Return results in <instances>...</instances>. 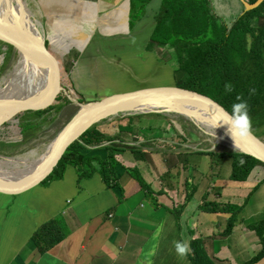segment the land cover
<instances>
[{"label": "crops", "instance_id": "crops-1", "mask_svg": "<svg viewBox=\"0 0 264 264\" xmlns=\"http://www.w3.org/2000/svg\"><path fill=\"white\" fill-rule=\"evenodd\" d=\"M161 2L31 0L43 30L50 34L46 45L75 62L81 85L93 76L82 58L90 53L89 59L99 60L103 50L114 51L112 43L142 34L150 38ZM137 11L138 22L132 27L131 14ZM7 37L0 28V75L13 64L14 51L2 43L9 41ZM166 70L159 81L171 72ZM51 71L62 76L61 69L45 67L46 75ZM95 90L85 93L97 99ZM166 126L153 118L140 120L133 129L95 128L121 150L132 148L116 151L121 162L115 167L117 182L111 188L98 174L79 182L68 166L63 179L46 188L30 186L16 195L0 190V264H192L189 254L184 258L176 254L174 244L187 243L190 253L193 239L201 242L209 258L223 255L230 264H243L257 254L258 239L243 223L228 237L220 235L228 215L213 205L248 200L245 211L249 212L252 196L264 185L257 187L264 168L258 166L249 181H232L230 160L215 163L216 158L208 154L211 150L192 149L187 143L190 137L175 136ZM156 127L163 129L149 132L147 138L139 136L140 128ZM108 146L86 147L83 153L104 161ZM137 176L145 186L138 184ZM59 216L69 235L39 255L32 241L34 232Z\"/></svg>", "mask_w": 264, "mask_h": 264}, {"label": "trees", "instance_id": "trees-1", "mask_svg": "<svg viewBox=\"0 0 264 264\" xmlns=\"http://www.w3.org/2000/svg\"><path fill=\"white\" fill-rule=\"evenodd\" d=\"M244 1L252 4L256 0ZM131 16H136V12ZM154 20L155 27L150 39L153 45L167 46L174 52L177 62L174 75L177 81L179 80V87L193 90L223 106L229 112L234 103L240 102L237 100V97H240V100L248 105L251 133L257 138L264 135V1L254 10L244 12L243 8L234 19L227 21L211 12L207 7V0H162ZM0 28L9 30L14 28V25L9 17L3 15L0 17ZM40 66L36 65L32 75L38 74ZM45 67L42 68L41 83L48 76L45 73ZM180 79L184 80L180 81ZM36 91L32 89L30 92H33L32 94L18 98H22V101L28 105H39L41 108L26 109L13 115L7 113L0 117V120H3L10 116L8 120L2 122L0 130L14 122L13 127L20 137L15 143H7V147L21 145L27 149L32 141L39 140L46 135L49 128L56 130L57 134L72 117L70 111L73 101L64 88L62 89L61 86L51 81L49 98H42L43 95L37 96ZM50 99L54 102H48ZM150 118L158 119L164 127L170 121L166 115L161 114L134 116V119L138 121ZM189 128L194 127L190 124ZM157 130L161 131L157 127L145 128L139 136L147 138L149 132L153 134ZM182 133L187 137L190 136V133L186 134L183 131ZM110 142L112 139L95 128L88 130L65 151L53 170L38 183V186L46 188L52 182L62 180L66 168L71 166L79 182L98 174L105 187L111 188L117 182L115 167L120 161L115 154L116 151L124 153L132 148L121 150L120 145L110 144ZM104 143L109 144V155L104 161L86 157L83 153L86 147ZM208 154L216 158L215 163L231 161L229 178L232 181H249L256 176L254 173L258 166L264 168V165L253 158L238 152L211 151ZM241 160L244 161L243 164H240ZM137 181L139 185L145 186L138 176ZM257 182V187L263 184L264 177ZM247 201L245 204L238 205H213L228 215L226 226L220 235L228 237L235 226L243 223L247 231L255 234L260 246L257 254L243 264H264V218L253 222L245 221L243 214L246 213ZM68 235L67 225L59 216L40 225L34 232L32 241L38 254L43 255ZM190 245L191 252L188 256L192 264H230L229 259L223 255L209 258L198 239H193Z\"/></svg>", "mask_w": 264, "mask_h": 264}, {"label": "water", "instance_id": "water-1", "mask_svg": "<svg viewBox=\"0 0 264 264\" xmlns=\"http://www.w3.org/2000/svg\"><path fill=\"white\" fill-rule=\"evenodd\" d=\"M6 0H0V9ZM264 0H256L250 4L239 0L244 12L256 9ZM26 11V10H25ZM27 12V11H26ZM27 25L23 28L14 26L7 32L8 42L2 40L14 51L13 64L22 56L24 47L31 54L32 61L36 65L54 67L62 71L64 91L73 101L71 103L72 117L57 132L49 142L45 151L30 166L20 169H6L0 167V190L16 195L30 186H38L55 167L65 151L81 136L92 128L114 127L117 129H133L138 119L134 116L148 114H177L187 119L205 124H212L220 114V109L228 111L216 102L196 93L193 90L182 89L174 75V67L159 84L137 92L115 95L103 99H93L81 89V84L75 76V62L68 58L66 53L53 51L48 48L39 30L30 20L27 12ZM4 39V38H3ZM17 40V41H16ZM184 79H180L183 81ZM48 102H54L50 99ZM39 105H28L22 98H0V117L4 114H17L26 109H38ZM10 118L0 120L3 121ZM153 119V118H150ZM144 120V119H141ZM140 128L139 130H143ZM221 135L217 140L228 144L234 152L249 156L264 165V142L253 133L246 139L237 141V147L227 132V125L218 122L215 128ZM140 131V132H141ZM223 137V138H221Z\"/></svg>", "mask_w": 264, "mask_h": 264}, {"label": "rangeland", "instance_id": "rangeland-1", "mask_svg": "<svg viewBox=\"0 0 264 264\" xmlns=\"http://www.w3.org/2000/svg\"><path fill=\"white\" fill-rule=\"evenodd\" d=\"M22 2L29 14L30 20L39 30L44 41L48 43L50 34L48 31L45 32L43 30V23L41 20L37 19V14L35 9H33L34 6L31 4V0H22ZM207 7L215 15L223 17L227 21L234 19L243 9L239 0H207ZM138 13L137 11L136 16H131L132 22L130 24L132 27L138 22ZM150 38L142 34L138 37H130V39L121 44L112 43L109 46L114 47V51L110 52L107 51V49L103 50L102 57L99 60H96L97 58L94 57L89 59L91 54L87 53L86 56L82 58V63L86 65L88 68L87 70L90 71L93 76L90 75L88 84H83L84 86L82 85L81 89L85 92L97 89L95 90V97L97 99H103L115 95L137 92L159 84L161 82L159 80L162 79L163 74L167 71L166 69H171V66L176 68L177 62L172 50H169L167 46L161 47L155 44L153 45ZM14 65L15 64L9 66V68L0 75V84L11 69H13ZM115 65H118L119 68L115 67ZM84 79L86 80V78ZM51 81L61 86L62 89L64 88L62 77L56 74L55 71H51L44 82H40L35 87L37 96L43 95L42 98H49V86ZM90 95L92 96V94ZM31 97L35 98L36 96ZM166 116L170 120L169 123H166L167 131L173 133L175 136L183 134L182 131L186 134L190 133V138L187 143L192 149L202 148L213 151L215 148L214 151L217 152H234L228 144L217 140L216 133L215 136L209 135V133L214 132L213 130L200 126L198 122L172 113H168ZM190 124L194 127L193 129L189 128ZM13 126L14 122H11L8 126L0 130V166L6 169L25 168L36 162L56 134V130L49 128L46 131V135L39 140L32 141L31 146L27 149L21 145L7 147V143H15L20 138L18 131H16ZM259 139L264 142V135L259 137ZM9 161H12L13 165L14 163H20L19 165H21L22 162H26L27 165L20 166L19 168L7 167L6 164ZM226 162L228 161H225L224 164H226ZM250 206L252 209H248L249 212L243 214L245 221L248 220L253 222L264 218V185L261 190L252 196Z\"/></svg>", "mask_w": 264, "mask_h": 264}, {"label": "bare ground", "instance_id": "bare-ground-1", "mask_svg": "<svg viewBox=\"0 0 264 264\" xmlns=\"http://www.w3.org/2000/svg\"><path fill=\"white\" fill-rule=\"evenodd\" d=\"M22 0H6L0 9V17L5 15L9 17L14 26L23 28L27 25V10ZM36 64L32 61L31 54L26 47H24L21 58L15 63L13 69L7 74V76L1 82L0 98H18L28 95L32 89L41 82L42 68L38 71L37 75H32V72ZM199 125L213 130L217 137H220L218 131L210 127V124H205L202 120L198 121ZM223 138V137H221ZM42 141V140H40ZM37 143V142H36ZM202 154V153H201ZM14 163L12 161L7 162V167L19 168L20 166H26V162ZM1 165V164H0ZM1 167V166H0ZM12 169V168H11ZM9 169V170H11Z\"/></svg>", "mask_w": 264, "mask_h": 264}, {"label": "clouds", "instance_id": "clouds-1", "mask_svg": "<svg viewBox=\"0 0 264 264\" xmlns=\"http://www.w3.org/2000/svg\"><path fill=\"white\" fill-rule=\"evenodd\" d=\"M237 100L240 102L232 105L231 112L220 109L218 119L210 125L214 130L218 126V122L227 125V132L230 134L235 147L238 146L237 141L246 139L251 134L248 105L243 100H240V97H237ZM209 135L215 136V132L209 133ZM243 163L244 161L241 160L240 164ZM174 248L176 254L181 258L189 254V246L183 241L175 242Z\"/></svg>", "mask_w": 264, "mask_h": 264}]
</instances>
